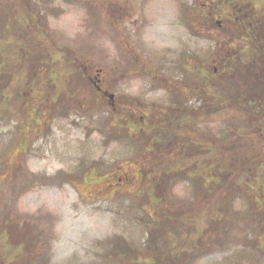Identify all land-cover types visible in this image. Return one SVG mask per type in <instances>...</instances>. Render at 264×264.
I'll use <instances>...</instances> for the list:
<instances>
[{
	"label": "rangeland",
	"instance_id": "rangeland-1",
	"mask_svg": "<svg viewBox=\"0 0 264 264\" xmlns=\"http://www.w3.org/2000/svg\"><path fill=\"white\" fill-rule=\"evenodd\" d=\"M252 2L0 0V264H264V216L222 189L240 183L232 161L247 183L243 163L264 161V135L249 151L235 130L249 116L244 97L234 120L233 85L216 97L202 85L223 74L221 42L253 47L236 24L247 13L264 27V0L258 11ZM238 56L264 75L263 54ZM195 124L226 151V176L205 180L216 156H198V177L183 160L182 134L201 146L184 133ZM161 159L175 170L190 160V172L169 174Z\"/></svg>",
	"mask_w": 264,
	"mask_h": 264
},
{
	"label": "trees",
	"instance_id": "trees-1",
	"mask_svg": "<svg viewBox=\"0 0 264 264\" xmlns=\"http://www.w3.org/2000/svg\"><path fill=\"white\" fill-rule=\"evenodd\" d=\"M30 2V0H27ZM253 5L255 10L256 8V3L257 0H252ZM258 11V10H256ZM257 15V14H256ZM260 18H254L252 16V18H249L246 16L243 18H240L239 20H237L236 24H239V26L243 25L246 28V32L248 35V38L250 40L249 43H253V47L248 46L247 47H239V45L236 46H230L228 47L230 50L227 49V47L225 46V44L222 43L221 45V50L218 49L216 52H218L217 54H215V58H216V62L217 65H214V69L216 68L217 71L220 70V73H223L226 75V73L228 74V70H231V76H234V78H227L224 77L223 74H220L218 76L210 74L209 77L206 78L205 82H202V85L204 87V89L206 91H211L214 90V92H211V94L216 97V95H218V92H220L221 90L223 91V89L225 88V84H227L228 87L233 85V90H234V95L231 96L232 98V102L230 103L231 105L230 110L226 111V115L230 116V118L234 119V120H240V118H237V115L235 116L236 109H233L232 106H236L233 105L235 102V98H238V93L240 94V96L244 97V103H242L241 101H238L239 104L237 105H241L244 109V111H247L249 116L247 118L246 121L243 120V122H240V125L242 124L243 127L240 126H235V130L238 131V133H241L240 136L242 137L243 134L245 135L246 133L248 134L249 137L252 138V140L254 141L253 145L250 146L249 151H253V149L255 148V146L258 144L256 143V141L259 142V144H262V139H260V137H262L264 135V75H259V77L257 76V74L259 73L260 70H258V72H252L254 71V65L253 62L255 61L254 57L251 58V61H248V63L243 64L241 63L242 61H237L240 60V57L238 55V53L240 52H248L249 50L252 52V55L254 53V51L258 52V54H263L264 55V32H260L261 35L256 36L258 33L256 31L253 30L254 29H261L264 30V27H262V23L259 21ZM253 23L257 24V27L253 25ZM230 27L232 28V32L229 35V42H234L237 41L235 39L240 36V31L236 28H234V26L232 24H230ZM229 33V32H228ZM260 39V40H259ZM241 42V40H238ZM262 44H261V43ZM261 46V47H259ZM227 49V50H226ZM215 52V53H216ZM219 64V65H218ZM245 69V71H244ZM261 69H264V66L261 67ZM261 73H264V70H261ZM236 77H239V79H236ZM208 81V83H207ZM239 82H243V84H238ZM232 89V87H231ZM203 90V91H205ZM199 97L201 99H205L208 100V94L204 93V92H200V94H198ZM203 95V96H202ZM237 96V97H236ZM211 100V99H210ZM243 104H245L246 106H244ZM239 107V106H238ZM221 108V107H220ZM219 108V109H220ZM241 108V107H239ZM215 110L218 111V108H216ZM219 112V111H218ZM218 112H215L213 114H216V116H219V114H217ZM192 117H196V113L193 111L192 112ZM193 117V118H194ZM245 119V118H244ZM233 121V120H232ZM200 123V122H199ZM198 123V124H199ZM234 123V122H233ZM194 125L193 127L190 128H185L184 133H188L191 135V137H195L193 139V141L196 142H202V143H207V144H200L201 146H194L192 145V142L187 141L186 139H184V135L182 134V142H180L179 146H182V149L180 150V152L182 154H184L182 156L183 160L185 159H190L191 162L194 163V167L192 168V173L194 176H201L202 174L200 173L201 170L199 168V160L198 156L202 155V159L204 161H206V156H210L211 158H213L214 156H216L215 159H212V166H209V175L205 176V180L207 181H214L215 179H219L220 176L223 177L224 175L226 176V172L224 174H222L220 172V169L222 171H224V167L226 164V160L224 159H217L219 157V154L222 152H226L225 150H220L218 148V146H215L214 144H212L211 142H209L208 140L203 139V137H199V132L200 131V127L199 125ZM235 124V123H234ZM192 129L195 130L196 133H194V135L192 134ZM240 129H243L245 131H241ZM193 130V131H194ZM245 132V133H244ZM196 134V135H195ZM156 135V134H154ZM192 140V139H191ZM164 142L162 143L161 146H159V148L163 147L164 144H166V141L163 140ZM160 142H162V140H160ZM251 145V144H250ZM255 145V146H254ZM172 146L169 145L168 146V150L171 148ZM249 148V147H248ZM247 148V150H248ZM257 150V149H256ZM260 151V153H263L262 150H257ZM233 154H237L235 152H232ZM185 158V159H184ZM178 159H180L178 157ZM182 160V159H181ZM189 160V161H190ZM189 161H182L181 163H183V167L179 168L178 170H175L176 167L173 165L174 162L172 161H160L159 165L157 167H160L161 170H165L167 171V173H176V172H182L184 171V173H189L190 171H188L190 168H188L187 164L191 162ZM203 161V162H204ZM208 161H211V159H208ZM202 162V163H203ZM180 163V164H181ZM248 163L247 161L244 162L243 164H245V166L241 169L242 170V174L245 173L246 175V182L245 185H242L244 183H242V179L241 177L238 178L240 175V173H237L238 171L235 170V167H239L238 164L236 162H230L231 164V174H235V176L238 179L239 185H234L235 183H233L230 188L229 186H224L222 187V189H231L232 192H234V194L238 195L239 193L243 192V195H241V198H244L242 196H245L248 198V200L253 203L255 205V216H253L252 218L256 217V214H260L261 216H264V209L263 211L260 212V207H258L260 204H257L260 200L259 198H256V195L258 194L257 191H261V187H263L264 189V161L260 162V164H257V166L255 164H253L254 166H250V164H246ZM247 165V166H246ZM252 165V164H251ZM234 167V168H233ZM172 168H174V170H171ZM241 172V171H240ZM255 172L259 173V176H255ZM167 174L166 175V179H171L170 175ZM164 176V175H163ZM163 178V177H162ZM244 178V177H243ZM259 178V180L263 181L262 184H258V182H256V179ZM168 182V181H167ZM167 182L165 181L164 184H167ZM262 185V186H261ZM261 186V187H260ZM226 187V188H225ZM151 189V187H150ZM258 191V192H259ZM168 193V192H165ZM264 193V192H263ZM262 193V194H263ZM264 197V195H263ZM264 199V198H261ZM226 201V200H224ZM224 201H220L218 202V206H221ZM255 202V203H254ZM226 208L221 209V210H216L217 215H223L226 214L228 207L227 205L225 206ZM226 209V210H225ZM216 215V217H217Z\"/></svg>",
	"mask_w": 264,
	"mask_h": 264
},
{
	"label": "flooded vegetation",
	"instance_id": "flooded-vegetation-1",
	"mask_svg": "<svg viewBox=\"0 0 264 264\" xmlns=\"http://www.w3.org/2000/svg\"><path fill=\"white\" fill-rule=\"evenodd\" d=\"M99 83V82H98ZM98 83H94L93 82V84L97 87V91H99L100 93H103V89H102V87L100 86L101 84H98ZM114 103V102H113Z\"/></svg>",
	"mask_w": 264,
	"mask_h": 264
},
{
	"label": "water",
	"instance_id": "water-1",
	"mask_svg": "<svg viewBox=\"0 0 264 264\" xmlns=\"http://www.w3.org/2000/svg\"><path fill=\"white\" fill-rule=\"evenodd\" d=\"M110 96V98H112L113 96L112 95H109Z\"/></svg>",
	"mask_w": 264,
	"mask_h": 264
}]
</instances>
